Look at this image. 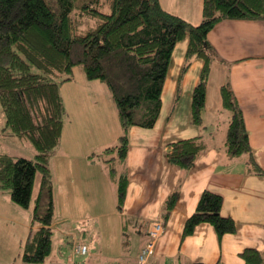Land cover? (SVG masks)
Segmentation results:
<instances>
[{"label": "trees", "instance_id": "16d2710c", "mask_svg": "<svg viewBox=\"0 0 264 264\" xmlns=\"http://www.w3.org/2000/svg\"><path fill=\"white\" fill-rule=\"evenodd\" d=\"M96 20L80 31L78 20ZM224 20L264 22V0H202L201 21L191 25L165 11L158 0H0V109L1 132L26 141L33 160L0 155V194L28 210L36 174L39 188L31 212V229L19 255L20 264H42L51 252L54 203L50 160L60 145L66 110L60 86L80 68L88 81L106 86L122 133L116 145L101 157L115 184L116 210L126 199L125 161L127 131L151 129L161 109V96L176 44L187 41L173 106L180 97V82L194 59L203 66L191 95L190 124L203 127L207 87L212 66L223 63L207 41L208 33ZM221 107L230 113L224 134V152L230 159L249 157L248 173L263 177L253 160L243 114L230 88L229 77L218 90ZM170 164L188 173L204 151L202 136L171 145ZM118 164V169L113 167ZM178 191L163 203L166 222ZM222 197L203 191L195 210L184 223L182 238L207 224L220 240L237 232L233 219L221 214ZM244 264H264V254L245 249Z\"/></svg>", "mask_w": 264, "mask_h": 264}, {"label": "crops", "instance_id": "0c3cea01", "mask_svg": "<svg viewBox=\"0 0 264 264\" xmlns=\"http://www.w3.org/2000/svg\"><path fill=\"white\" fill-rule=\"evenodd\" d=\"M158 1L165 11L191 25L201 21L202 0ZM207 41L223 63L214 64L210 72L204 129L190 124L191 95L201 60L194 59L183 75L180 97L173 106L187 49L183 41L173 50L154 127L127 131L128 187L121 212L116 210L115 184L101 157L122 133L111 117L103 119L101 108L111 105L109 92L102 83L86 78V82L72 79L60 86L66 117L71 119L65 122L60 145L50 160L54 218L59 215L52 227L60 222L57 228L70 238L67 263L134 264L147 242L150 223L158 219L164 222V232L150 264H244L239 257L243 250L264 254V176L247 172L248 156L236 160L226 156L224 134L230 113L221 107L218 93L228 75L249 135L251 156L264 172V22L224 20L208 33ZM215 77L219 83L213 90ZM106 121L110 128L99 127ZM199 136L205 149L194 167L183 174L167 160L171 145ZM176 191L178 201L165 222L163 203ZM203 191L222 197L221 214L234 220L235 234L219 240L212 227L201 224L191 236L182 238L184 223ZM0 197L1 210L7 202ZM77 246H86V253H76Z\"/></svg>", "mask_w": 264, "mask_h": 264}, {"label": "rangeland", "instance_id": "374dc122", "mask_svg": "<svg viewBox=\"0 0 264 264\" xmlns=\"http://www.w3.org/2000/svg\"><path fill=\"white\" fill-rule=\"evenodd\" d=\"M96 23H97L96 20L80 18L78 20V27L80 31H85L91 28L92 26H94ZM71 76L72 79H74V81L79 83L80 80L82 79L85 80V82L87 81L80 68H74L72 70ZM218 83L219 81L217 77H215L214 79L212 78L213 90L215 89V87H218ZM101 111H103L104 120L106 119V116L111 117V119L113 120V125L117 128H120V126L116 125L117 122L116 110L112 98H111V105L109 107L105 106L103 107V109L101 108ZM68 116L71 117V115ZM70 119L71 118L65 117V122ZM3 122H4V118L0 109V128H2ZM106 122L104 123V125L103 123H100L99 127L110 128L109 125L110 122L108 123ZM70 128H74V125H72ZM1 134L2 132L0 130V154H12V155L19 154V156L22 158H26L30 160L34 159L35 152L33 148L26 141L19 140L16 137L7 135L6 133L3 135ZM94 157H96V154ZM113 167L118 169V164L115 163ZM39 180H40V174L37 173L32 191L30 208L28 210L20 209L18 206H16L11 201H9L7 197L8 196L7 193L0 194V196H4V200H6L7 202V206L2 202L4 204V209L1 208L0 210V264L21 263L19 255L22 251V246L25 240L27 239L29 231L31 229V212L34 207V199L38 192ZM58 216L59 215L56 214L55 218H58ZM58 224L62 226L60 222L56 223V225ZM56 225L52 227L51 252L42 264H72V262L71 263L66 262V257L69 255V251H70V246L69 244H67V239L70 238H68L66 234L62 233V231H60V229L57 228ZM64 230L68 234L71 233L69 231V228L67 227H64Z\"/></svg>", "mask_w": 264, "mask_h": 264}, {"label": "built area", "instance_id": "2783aa9c", "mask_svg": "<svg viewBox=\"0 0 264 264\" xmlns=\"http://www.w3.org/2000/svg\"><path fill=\"white\" fill-rule=\"evenodd\" d=\"M163 232L164 222L162 219H158L150 223L147 231V242L138 253L134 264H150V258L154 253L156 242L161 237ZM86 250V246H77V248H75V252L81 255H84Z\"/></svg>", "mask_w": 264, "mask_h": 264}]
</instances>
